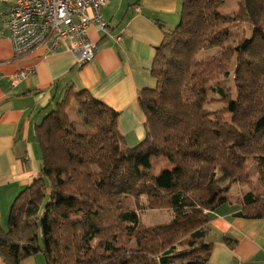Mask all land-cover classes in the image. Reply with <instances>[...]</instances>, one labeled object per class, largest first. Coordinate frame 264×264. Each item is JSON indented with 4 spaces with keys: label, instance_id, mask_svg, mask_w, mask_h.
I'll use <instances>...</instances> for the list:
<instances>
[{
    "label": "trees",
    "instance_id": "16d2710c",
    "mask_svg": "<svg viewBox=\"0 0 264 264\" xmlns=\"http://www.w3.org/2000/svg\"><path fill=\"white\" fill-rule=\"evenodd\" d=\"M179 1V23L153 56L155 85L137 93L142 141L126 146L118 113L84 89L67 87L44 109L37 174L0 227L5 264H206L211 213L236 203L238 216L264 219V0ZM152 158L168 161L158 176ZM233 184L249 189L235 201ZM155 210L171 220L145 226L141 214Z\"/></svg>",
    "mask_w": 264,
    "mask_h": 264
},
{
    "label": "crops",
    "instance_id": "0c3cea01",
    "mask_svg": "<svg viewBox=\"0 0 264 264\" xmlns=\"http://www.w3.org/2000/svg\"><path fill=\"white\" fill-rule=\"evenodd\" d=\"M107 33L89 26V41L97 53L78 67L76 57L58 47L39 46L27 55L13 54L0 5V227L6 228L11 204L37 174L33 128L45 108L53 106L67 87L84 89L118 113L117 129L127 146L145 136V115L137 93L152 88L150 74L155 50L164 33L180 20L179 0H105L100 9ZM121 36V41L116 38ZM24 73L23 77H18ZM240 205L226 204L210 214L208 241L212 251L206 264H264V219L238 216ZM229 239L228 246L223 239ZM41 256L22 264H44ZM42 258V257H41ZM0 264H5L0 257Z\"/></svg>",
    "mask_w": 264,
    "mask_h": 264
},
{
    "label": "built area",
    "instance_id": "2783aa9c",
    "mask_svg": "<svg viewBox=\"0 0 264 264\" xmlns=\"http://www.w3.org/2000/svg\"><path fill=\"white\" fill-rule=\"evenodd\" d=\"M5 7V27L10 32L13 54L21 58L39 46L53 52L58 47L76 57L82 67L98 51L87 30L107 33L109 24L101 15L105 0H0ZM121 36L116 38L121 41ZM19 73L18 77H23Z\"/></svg>",
    "mask_w": 264,
    "mask_h": 264
},
{
    "label": "rangeland",
    "instance_id": "374dc122",
    "mask_svg": "<svg viewBox=\"0 0 264 264\" xmlns=\"http://www.w3.org/2000/svg\"><path fill=\"white\" fill-rule=\"evenodd\" d=\"M236 2H227L225 6L222 8V13L224 15H232L236 11ZM205 56V54L201 55ZM218 106H213L210 109H217ZM71 120L74 122L75 117L72 112L69 113ZM127 146V145H126ZM131 146V145H130ZM128 146V147H130ZM168 163L167 160L164 158H152L151 159V170L150 174L152 176H158L161 173V168H164L163 164L161 162ZM171 168V167H170ZM249 172H250V179L253 183L256 181V175L253 170V165L249 164ZM217 182L219 186L225 187L228 185L229 180L226 176V174L222 171H219L217 173ZM230 196L233 201H235L237 198H240L244 193H246L249 189L246 186L240 185V184H233L230 186ZM171 220V212L168 210H155V211H147L145 213L141 214V222L145 226H151L156 224H162L167 223ZM39 260H42L40 257ZM43 261V260H42Z\"/></svg>",
    "mask_w": 264,
    "mask_h": 264
}]
</instances>
